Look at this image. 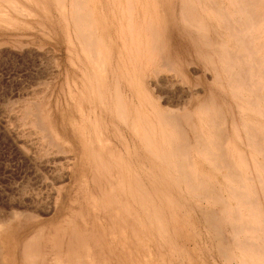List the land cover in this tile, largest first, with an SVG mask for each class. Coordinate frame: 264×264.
I'll return each instance as SVG.
<instances>
[{"label":"rangeland","instance_id":"374dc122","mask_svg":"<svg viewBox=\"0 0 264 264\" xmlns=\"http://www.w3.org/2000/svg\"><path fill=\"white\" fill-rule=\"evenodd\" d=\"M7 1L0 0L1 262L228 264L199 209L206 203L170 181L174 174L149 155L112 99L119 82L128 102L131 97L137 103L140 93V110L158 132L167 127L156 111L194 115L212 94L229 120L239 117L235 101L221 92L226 82L216 79L217 64L201 59V38L176 19L173 0H90L103 43L94 63L75 38L68 1L66 14L55 0ZM150 25L160 32L157 50L146 32ZM217 30L212 27L215 42ZM130 109L132 118L136 109ZM120 177L135 196L127 187L125 229L112 216L124 209L112 189ZM147 205L151 211L161 207L164 231ZM221 227L231 237L224 222ZM30 241L33 263L25 255ZM249 257H237L235 264H255Z\"/></svg>","mask_w":264,"mask_h":264},{"label":"bare ground","instance_id":"6f19581e","mask_svg":"<svg viewBox=\"0 0 264 264\" xmlns=\"http://www.w3.org/2000/svg\"><path fill=\"white\" fill-rule=\"evenodd\" d=\"M67 1L70 18L77 30L75 38L78 37L92 62L96 61V57L101 54L100 46L103 43L98 35L99 26L96 25L98 20L95 18L90 0H58V2L55 0L64 14H66ZM11 3L14 5L16 2L13 0ZM129 3L134 8L132 1ZM13 5L12 8L17 9L16 5ZM172 5L176 19L181 20L188 31L198 32L201 41L200 38L198 40L205 48L201 59L208 64H217L212 67L216 72V79L222 76L226 82L222 85L221 92L235 101L236 109H239V117H236L237 114H232L235 117L229 120L223 111L224 106L221 107L217 97L212 94L198 103V109L194 114L198 123H195L192 112L185 113L181 118L174 112L161 114L162 110L156 111L159 123L163 120L167 127L158 132L153 119L146 121L140 110V93L137 96V103L131 97L128 102L121 88L119 89L120 82L115 85L112 98L115 101L117 116L141 140L149 155L166 164L162 169L166 168L170 174L171 172L174 174V176L171 174L170 181L181 187L183 184V190L192 199L196 198L197 201L206 203L205 207L199 209L206 224L214 230L218 250L220 249L226 262L235 264L237 257L243 261L244 257L250 256L251 263L253 261L255 264H264V0H173ZM17 10L20 11L19 8ZM130 18L131 23L133 20L136 21L133 16ZM215 26L218 28L217 32L214 31L218 38L216 42L212 35V27ZM146 32L150 33L151 42L154 43L152 46L153 48L156 46L157 50L160 46H157L161 39L160 32L152 25L146 27ZM141 44L143 46V43ZM139 49L141 50V47ZM100 58L102 59V56ZM135 83L137 82L131 81L130 86H134ZM137 85H140L139 82ZM131 91H134L132 87ZM150 102L153 103L152 100ZM223 104L229 108L230 105L233 106L227 101ZM130 106L136 109L132 118ZM183 123L188 130L183 127ZM107 163L101 161L106 167L109 166ZM206 167H208L207 172ZM106 169L110 170V167ZM125 181L124 177H120L118 187L112 188L116 191L113 195H119L121 199L118 202L124 207L123 211H119L120 215L116 213L117 208L112 214L117 218L116 224L121 229H125L127 224V216L124 212L128 203L124 201V193L130 186L125 188ZM128 191H131L133 197V189L130 187ZM143 191L149 190L145 188ZM140 196L143 197L141 192ZM145 198L147 199V196ZM150 198L152 199V196ZM154 200L151 202L154 203ZM154 208V211L149 208L151 213L147 212L149 210L145 212L151 214L150 218L154 215L158 222V230L164 231L165 223L161 216V207ZM223 222L230 228L231 237L226 236L224 234L226 232L223 233L222 229L218 228L219 223L221 227ZM4 230L6 228L0 226V233H4ZM31 242L25 246L27 249L25 255L33 263V256L28 250V247L33 245ZM2 249L0 240V263L4 264L1 262ZM236 252L239 254L237 255Z\"/></svg>","mask_w":264,"mask_h":264}]
</instances>
